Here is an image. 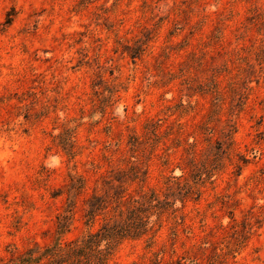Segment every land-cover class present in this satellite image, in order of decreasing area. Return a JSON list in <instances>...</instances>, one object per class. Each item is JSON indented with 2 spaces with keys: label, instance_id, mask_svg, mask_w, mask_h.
Returning a JSON list of instances; mask_svg holds the SVG:
<instances>
[{
  "label": "rangeland",
  "instance_id": "1",
  "mask_svg": "<svg viewBox=\"0 0 264 264\" xmlns=\"http://www.w3.org/2000/svg\"><path fill=\"white\" fill-rule=\"evenodd\" d=\"M127 218L108 264H264V0H0V264Z\"/></svg>",
  "mask_w": 264,
  "mask_h": 264
},
{
  "label": "trees",
  "instance_id": "2",
  "mask_svg": "<svg viewBox=\"0 0 264 264\" xmlns=\"http://www.w3.org/2000/svg\"><path fill=\"white\" fill-rule=\"evenodd\" d=\"M134 214V211L131 212ZM130 223L123 225H106L91 232L85 237L65 244L64 246L53 247L41 251L40 249L29 250L27 256L30 260L25 259V264H41L42 260H46L44 264H108L115 247L124 238L128 237L133 229L131 218H127ZM134 236H137L134 233Z\"/></svg>",
  "mask_w": 264,
  "mask_h": 264
}]
</instances>
